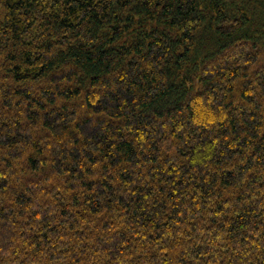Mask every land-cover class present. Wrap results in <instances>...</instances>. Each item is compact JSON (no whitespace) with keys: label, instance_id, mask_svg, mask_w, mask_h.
I'll return each mask as SVG.
<instances>
[{"label":"trees","instance_id":"16d2710c","mask_svg":"<svg viewBox=\"0 0 264 264\" xmlns=\"http://www.w3.org/2000/svg\"><path fill=\"white\" fill-rule=\"evenodd\" d=\"M0 264H264V0H0Z\"/></svg>","mask_w":264,"mask_h":264}]
</instances>
